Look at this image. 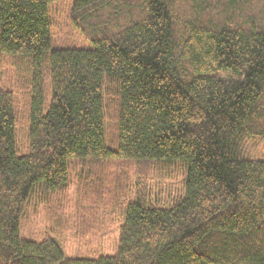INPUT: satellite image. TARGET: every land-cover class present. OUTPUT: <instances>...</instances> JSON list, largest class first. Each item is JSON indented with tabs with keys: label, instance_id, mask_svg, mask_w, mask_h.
Here are the masks:
<instances>
[{
	"label": "trees",
	"instance_id": "1",
	"mask_svg": "<svg viewBox=\"0 0 264 264\" xmlns=\"http://www.w3.org/2000/svg\"><path fill=\"white\" fill-rule=\"evenodd\" d=\"M56 1L0 0V264H264V153L241 152L264 149V0H70L93 48L52 49ZM69 159L86 187L109 160L141 170L112 256L20 237L35 186L63 191ZM151 176L176 179L171 201L155 203L159 182L148 199Z\"/></svg>",
	"mask_w": 264,
	"mask_h": 264
},
{
	"label": "rangeland",
	"instance_id": "2",
	"mask_svg": "<svg viewBox=\"0 0 264 264\" xmlns=\"http://www.w3.org/2000/svg\"><path fill=\"white\" fill-rule=\"evenodd\" d=\"M69 7L70 0L56 1L50 7L51 48H93L92 44L84 39L78 29L71 24L68 18ZM9 70L11 69L8 66L1 81L2 84L11 87L5 81L9 78L7 77ZM12 89L14 92L18 91L14 87ZM16 95L21 109L23 106L21 93L18 91ZM20 109L19 130L23 127ZM241 143V152L245 158L260 159L262 157L264 149L260 142L243 138ZM67 165L68 185L63 191L48 192L43 188V182L35 186L34 193L26 203L20 217V237L40 241L43 237L49 236L59 243L67 258L112 256L118 238L117 227L121 215L119 209L127 202L126 198L136 191V187H133L131 183L136 181V175H139L141 170H137V165L135 164V167L133 162L109 160L99 166L102 170L101 175L92 174L98 168L92 173L89 170L90 176L85 177L90 178L91 185L87 188L80 176L87 175V163L69 159ZM156 182L167 185L166 191L171 190L169 197L162 202L156 201L160 194V191H156L158 188ZM117 184L121 185L120 189L117 188ZM145 187L152 192L148 199L158 204L171 201L178 188L176 179L169 177L160 180L155 176H151ZM164 193L167 196V192ZM86 212L88 217L84 218Z\"/></svg>",
	"mask_w": 264,
	"mask_h": 264
}]
</instances>
